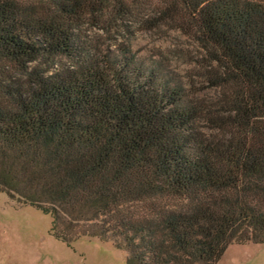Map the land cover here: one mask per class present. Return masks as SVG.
<instances>
[{"label":"trees","instance_id":"16d2710c","mask_svg":"<svg viewBox=\"0 0 264 264\" xmlns=\"http://www.w3.org/2000/svg\"><path fill=\"white\" fill-rule=\"evenodd\" d=\"M144 8L140 24L203 51L217 99L157 55L77 33L109 34ZM0 192L125 264H214L263 245L264 0H0Z\"/></svg>","mask_w":264,"mask_h":264},{"label":"rangeland","instance_id":"374dc122","mask_svg":"<svg viewBox=\"0 0 264 264\" xmlns=\"http://www.w3.org/2000/svg\"><path fill=\"white\" fill-rule=\"evenodd\" d=\"M140 1L154 7L161 0ZM141 13L151 15V8L142 9L127 21H118L109 34L88 24L77 33L88 44L112 48L127 45L142 55H157L182 80L186 90L197 93L206 103L217 99L219 90L209 88L203 77L210 65L197 44L167 23L154 28L140 24ZM199 126L216 134L208 130L206 123L200 122ZM53 222L51 214L0 192V264H125V253L110 242L85 237L72 241L57 238ZM214 264H264V244L230 245Z\"/></svg>","mask_w":264,"mask_h":264}]
</instances>
